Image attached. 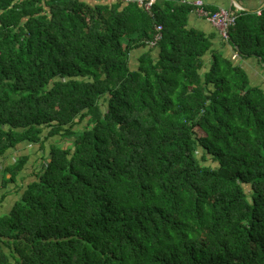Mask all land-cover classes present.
I'll return each instance as SVG.
<instances>
[{
	"label": "trees",
	"instance_id": "16d2710c",
	"mask_svg": "<svg viewBox=\"0 0 264 264\" xmlns=\"http://www.w3.org/2000/svg\"><path fill=\"white\" fill-rule=\"evenodd\" d=\"M183 1L0 0V163L44 155L0 215V264H264V89L243 63L264 70L245 6L264 0H238L229 40Z\"/></svg>",
	"mask_w": 264,
	"mask_h": 264
},
{
	"label": "crops",
	"instance_id": "0c3cea01",
	"mask_svg": "<svg viewBox=\"0 0 264 264\" xmlns=\"http://www.w3.org/2000/svg\"><path fill=\"white\" fill-rule=\"evenodd\" d=\"M88 4H112L116 3L115 0H81ZM209 1L211 0H204ZM227 1L223 0H212L213 5H218L219 7L224 6ZM245 6L251 9H261L263 8V2L252 1L245 4ZM189 24L191 27H195L197 29L202 30L205 33H212L217 30L213 27L209 22L199 18L197 15L192 14L190 17ZM217 42V47H220V41ZM227 52L230 54L233 52L231 47L226 48ZM144 52L143 49L136 50L132 53V61L131 66L134 67V70L139 68V57ZM245 68L250 72L252 81L254 85L261 86L264 89V70H262L258 60L251 59L245 60L244 62ZM23 157L30 158L24 171L17 177L16 183H5V174H3V169L11 165L12 163H16L19 159ZM44 155L42 153H38V148L29 147V148H18L15 151H11L8 154V159L3 160L0 163V215L3 213H7L10 208H13L15 203L21 199V194L24 193V190H21L22 187L28 185L36 178V172L40 170L43 164ZM10 175H6L8 179ZM19 190V193H18Z\"/></svg>",
	"mask_w": 264,
	"mask_h": 264
},
{
	"label": "built area",
	"instance_id": "2783aa9c",
	"mask_svg": "<svg viewBox=\"0 0 264 264\" xmlns=\"http://www.w3.org/2000/svg\"><path fill=\"white\" fill-rule=\"evenodd\" d=\"M119 3L131 4L137 3L143 6L147 11H151L157 0H115ZM184 3L187 0L183 1ZM192 4L196 7L195 15L199 18L209 22L213 27L217 29L220 36L226 40L230 38V30L237 25L239 20V13L232 11L226 7H219L217 11L206 10L203 0L192 1ZM264 8V2H263ZM263 8L259 9L258 14H262ZM163 39V26L158 24L155 26L153 38L147 41L148 48H155L158 42ZM239 56L236 54L235 59Z\"/></svg>",
	"mask_w": 264,
	"mask_h": 264
},
{
	"label": "water",
	"instance_id": "95a60500",
	"mask_svg": "<svg viewBox=\"0 0 264 264\" xmlns=\"http://www.w3.org/2000/svg\"><path fill=\"white\" fill-rule=\"evenodd\" d=\"M231 1V10L233 11V8L234 7H238V8H241L243 10H247V8H245L244 6H242L238 0H230Z\"/></svg>",
	"mask_w": 264,
	"mask_h": 264
},
{
	"label": "rangeland",
	"instance_id": "374dc122",
	"mask_svg": "<svg viewBox=\"0 0 264 264\" xmlns=\"http://www.w3.org/2000/svg\"><path fill=\"white\" fill-rule=\"evenodd\" d=\"M223 1H225V0H223ZM229 9H231V8H229ZM240 9H241V8H240ZM242 10H243V9H242ZM233 11H234V8H233ZM132 68L134 69L133 66H132ZM212 165L215 166V164H212ZM246 189H247V191H248L249 194L252 192V187H251L250 185H246Z\"/></svg>",
	"mask_w": 264,
	"mask_h": 264
}]
</instances>
